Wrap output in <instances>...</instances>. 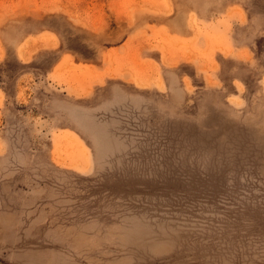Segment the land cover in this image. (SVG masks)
Here are the masks:
<instances>
[{
    "label": "rangeland",
    "instance_id": "rangeland-1",
    "mask_svg": "<svg viewBox=\"0 0 264 264\" xmlns=\"http://www.w3.org/2000/svg\"><path fill=\"white\" fill-rule=\"evenodd\" d=\"M0 264H264V0H0Z\"/></svg>",
    "mask_w": 264,
    "mask_h": 264
},
{
    "label": "bare ground",
    "instance_id": "bare-ground-1",
    "mask_svg": "<svg viewBox=\"0 0 264 264\" xmlns=\"http://www.w3.org/2000/svg\"><path fill=\"white\" fill-rule=\"evenodd\" d=\"M76 67H77V65H76ZM81 67V66H80Z\"/></svg>",
    "mask_w": 264,
    "mask_h": 264
}]
</instances>
